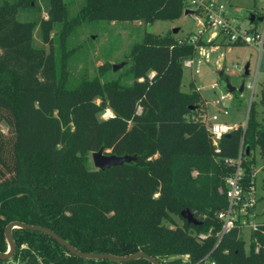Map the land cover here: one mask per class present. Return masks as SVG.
<instances>
[{
	"label": "trees",
	"instance_id": "obj_1",
	"mask_svg": "<svg viewBox=\"0 0 264 264\" xmlns=\"http://www.w3.org/2000/svg\"><path fill=\"white\" fill-rule=\"evenodd\" d=\"M43 2L48 18L39 0L0 1V123L8 126L7 133L0 128V251L9 249L6 226L20 221L87 253L146 252L163 264L183 255L194 264H264V220L251 230L247 249L240 225L219 235L218 217L228 207L225 181L235 169L225 159L242 154L245 188L255 184L256 151L264 159L257 110L264 113V87L246 125L224 134L217 150L202 119L201 92L193 82L190 92L182 89L184 61L215 40L145 32L111 78L70 83L77 47L69 39L82 24L174 20L186 0H85L74 15L67 0ZM36 9L37 17L19 18ZM109 71L106 61L101 72ZM108 108L114 116L100 119ZM100 149L131 159L98 169L91 157ZM186 208L202 223L184 219ZM12 234L16 251L0 264H153L81 257L41 231Z\"/></svg>",
	"mask_w": 264,
	"mask_h": 264
},
{
	"label": "rangeland",
	"instance_id": "obj_2",
	"mask_svg": "<svg viewBox=\"0 0 264 264\" xmlns=\"http://www.w3.org/2000/svg\"><path fill=\"white\" fill-rule=\"evenodd\" d=\"M219 1L226 5L227 15L231 19H236L242 26L249 25L252 14L264 13V0ZM67 2L70 14L74 15L85 0H67ZM39 4L42 9L41 15L48 18L43 0H39ZM38 14L39 10L37 9L30 13L20 12L19 18L28 20L37 17ZM256 24L260 29L264 28V21H257ZM200 28L195 15L185 13L174 20H156L150 23L140 21L108 22L105 20L84 23L74 31L69 39V47H77L76 53L69 62L70 83L76 85L84 77L99 76L102 80L111 78L114 72H118L126 66L132 45L141 40L145 32L160 35L170 32L176 37L183 38L188 35L195 36ZM175 29H179V31L174 33ZM57 30L58 28L52 34L55 35ZM208 37L209 33L204 37L206 42L210 41ZM36 43L41 44L37 34ZM215 43L219 45V48H214L216 45L199 47L193 57L194 64L192 66L184 65L182 89L189 91L190 83L194 81L201 90L209 105V110L206 103L203 106L202 119L205 121L227 122L234 128L239 125L245 126L251 102H259L264 87V43L258 49H254L252 45H222L218 41ZM106 61L113 65H120V67L113 72L102 73L101 66ZM247 69L248 74H246ZM221 72H224V75H221ZM249 83H255L254 91L248 86ZM229 84L236 88L235 92H230ZM243 84L245 86L241 91L240 88ZM213 85H216L217 88L213 89ZM223 94L227 95L228 99L224 103H217ZM97 101L100 102V100ZM225 108L228 110L227 114H224ZM257 110L259 118H264L260 105H257ZM105 111L99 114L100 119H104ZM214 115H218L217 120H213ZM0 128L5 133L8 132V126L5 123H0ZM91 161L95 167L92 157ZM255 180L258 197L256 220L259 223L264 220V159L261 158L258 151H256L255 160ZM178 222L182 223L180 220ZM250 232L251 229L247 226L242 230V237L246 242L247 249L250 244Z\"/></svg>",
	"mask_w": 264,
	"mask_h": 264
},
{
	"label": "built area",
	"instance_id": "obj_3",
	"mask_svg": "<svg viewBox=\"0 0 264 264\" xmlns=\"http://www.w3.org/2000/svg\"><path fill=\"white\" fill-rule=\"evenodd\" d=\"M190 9L195 19L200 24L201 28L195 36H192V42L200 37L204 39L209 33L208 40L218 41L221 44H244L256 47H262L264 43V28H245L242 27L235 19H231L226 13V5L219 0H186V10ZM193 59L189 58L185 61V65H192ZM152 76V75H150ZM249 87L253 90L255 83H249ZM213 89L217 86L213 85ZM228 99L227 95H221L217 100L218 103H224ZM224 113L227 114L228 110L225 108ZM113 111L108 108L103 114L104 119L113 117ZM218 117L214 116L213 120ZM206 125L212 135V142L218 149L219 141L224 134L229 133L234 126L225 122L210 121ZM225 162L232 165L235 169L226 178V195L228 197V207L218 213V217L223 221V228L219 235H223L231 228L240 225L242 229L249 227L251 230L256 229L258 222L256 220V205L258 197L256 193L255 184L245 188L243 184V167H242V154L236 159L227 158ZM223 192V188H220ZM201 238H206L205 234L200 235ZM182 260L173 264H194L189 260V255L181 256ZM205 264H213L206 261Z\"/></svg>",
	"mask_w": 264,
	"mask_h": 264
},
{
	"label": "water",
	"instance_id": "obj_4",
	"mask_svg": "<svg viewBox=\"0 0 264 264\" xmlns=\"http://www.w3.org/2000/svg\"><path fill=\"white\" fill-rule=\"evenodd\" d=\"M185 14H190L192 11L190 9H187L184 11ZM251 21L253 22L256 19L255 14H252L250 17ZM259 20H263V17H259ZM179 29H175L174 33H177ZM120 67V65H113V70H116ZM248 69L246 70V74L248 73ZM228 88L230 92H234L236 90L235 87L231 86L230 84L228 85ZM244 88V84L241 86L240 90L242 91ZM249 114V112H248ZM248 149V147H247ZM92 159L93 163L96 168L98 169H107L115 165H120L123 164L126 161H129L131 158L128 156H118L115 154H107L103 152V149H100L98 151H95L92 153ZM181 216L186 219L189 223L193 224H201L202 222L189 210L188 208L184 209L181 212ZM15 228H25L29 230H35V231H41L44 233H47L51 235L53 238H55L59 243H61L63 246H65L71 253L85 257V258H90V259H110L114 261H119V262H124V261H130V260H135L139 258H146L149 261H151L153 264H163L161 263L158 259L154 258L153 256L149 255L146 252H139L130 256H117L109 253H87V252H82L78 249H76L73 245H71L69 242H67L65 239H63L60 235H58L56 232L42 227V226H36V225H30L24 222L20 221H12L10 222L5 229V234L7 241L9 243V249L7 252L3 253L0 251V258L3 259H10L15 251H16V243L12 234L13 229Z\"/></svg>",
	"mask_w": 264,
	"mask_h": 264
},
{
	"label": "crops",
	"instance_id": "obj_5",
	"mask_svg": "<svg viewBox=\"0 0 264 264\" xmlns=\"http://www.w3.org/2000/svg\"><path fill=\"white\" fill-rule=\"evenodd\" d=\"M190 14H192V13H190ZM254 14H257V16H256V19H257V21H264V13H262V14H258V13H254ZM259 15H261V17H263V20H259L258 18V16ZM236 20V19H235ZM254 22V21H253ZM252 21H251V19H250V23H249V25H247V26H242L241 25V23H239L242 27H245V28H256V29H260L259 28V26H258V24H256V23H253ZM204 40V39H203ZM204 41H206V40H204ZM221 45V44H220ZM222 45H228V44H222ZM242 45H244V44H238V45H234V46H242ZM231 46H233V45H231ZM201 47H203V46H201ZM214 48H219V45H216V46H214ZM253 48L254 49H258V47H256V46H253ZM192 59H193V57H192ZM186 61V60H185ZM185 61H184V65H185ZM194 64V60H193V63H192V65ZM192 65H190V66H192ZM188 66V65H187ZM249 73V72H248ZM247 73V74H248ZM221 75H224V72H221ZM191 82H193V84H194V86H195V88L197 89V90H199L200 92H201V90L197 87V85L194 83V81H191ZM244 86H245V84H244ZM191 91V86H190V90L189 91H186V92H190ZM236 91V90H235ZM234 91V92H235ZM254 91V90H253ZM201 94H202V92H201ZM202 97L204 98V100H205V103H206V106L208 107V110H209V105H208V103H207V101H206V98L203 96V94H202ZM218 103V102H217ZM225 114V113H224ZM214 116H217L218 117V115H214ZM213 116V117H214ZM247 118H248V116H247ZM247 120V119H246ZM211 121V120H210ZM221 122V121H220ZM247 122V121H246ZM225 123H227V122H225ZM238 124V123H237ZM237 124H235V125H237ZM255 186H256V180H255ZM256 214H258L257 212H256ZM243 230V229H242ZM251 233V232H250Z\"/></svg>",
	"mask_w": 264,
	"mask_h": 264
}]
</instances>
